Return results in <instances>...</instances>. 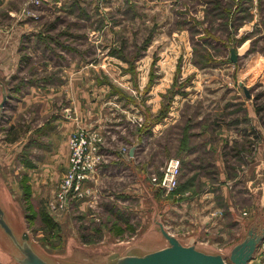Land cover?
I'll use <instances>...</instances> for the list:
<instances>
[{
    "label": "rangeland",
    "instance_id": "rangeland-1",
    "mask_svg": "<svg viewBox=\"0 0 264 264\" xmlns=\"http://www.w3.org/2000/svg\"><path fill=\"white\" fill-rule=\"evenodd\" d=\"M4 53L3 125L16 115L21 135L0 129V195L42 256L162 246L154 218L225 254L263 227L264 0H1ZM72 116L82 122L57 136ZM79 128L101 135L99 154L85 195L55 210ZM169 159L181 170L168 192Z\"/></svg>",
    "mask_w": 264,
    "mask_h": 264
},
{
    "label": "water",
    "instance_id": "water-1",
    "mask_svg": "<svg viewBox=\"0 0 264 264\" xmlns=\"http://www.w3.org/2000/svg\"><path fill=\"white\" fill-rule=\"evenodd\" d=\"M231 60L237 59L234 47L230 48ZM246 95L249 96L246 90ZM9 98L8 90L0 78V123L3 110ZM135 145L130 148V155H133ZM12 209L5 204V199L0 195V260L2 264H57L42 256L34 247L31 235L27 227L17 221L19 208ZM13 210V212H12ZM158 223V230L163 237L164 244L159 247L145 249L140 252L118 253L114 250L110 255L98 254L92 258L77 259L69 257L71 264H248L253 259L255 252L264 242V225L259 227L256 224L251 226L242 234L239 240L231 245L227 254L221 250L209 251L199 246L201 243L198 237L181 238L173 234L161 222ZM153 231V228H152ZM4 242V243H2ZM141 243V242H139ZM138 243V244H139ZM8 246L6 249L1 245ZM140 246V245H137ZM13 248L18 252L14 253ZM141 248H144L141 246ZM228 256L230 263H227ZM104 260L103 263H100Z\"/></svg>",
    "mask_w": 264,
    "mask_h": 264
},
{
    "label": "built area",
    "instance_id": "built-area-1",
    "mask_svg": "<svg viewBox=\"0 0 264 264\" xmlns=\"http://www.w3.org/2000/svg\"><path fill=\"white\" fill-rule=\"evenodd\" d=\"M37 1L35 0V2ZM100 136L95 131H87L83 128L73 131L70 135L68 167L59 183L52 203L53 209L63 210L67 208L71 200L80 199L85 195L84 182L95 166L99 154L98 145L101 143ZM180 170L181 161L169 159L162 170L159 186L168 192L176 188ZM153 179L155 180V178ZM260 248H262L261 252L264 255V242Z\"/></svg>",
    "mask_w": 264,
    "mask_h": 264
},
{
    "label": "crops",
    "instance_id": "crops-1",
    "mask_svg": "<svg viewBox=\"0 0 264 264\" xmlns=\"http://www.w3.org/2000/svg\"><path fill=\"white\" fill-rule=\"evenodd\" d=\"M248 8V7H247ZM8 56L9 58L12 57V54L10 53L9 55H7L6 53H4V55H1L0 56V66H1V69H0V73H3V69L2 68H7L9 63L6 65L5 61L8 59ZM2 79V77H0ZM3 80V79H2ZM7 104L3 110V116H2V120H1V123H0V129L1 127H5V134L7 135L8 132L12 133V136L9 138V140H12V141H17V139L20 137L19 135H21V130H18V127H17V122L15 121L16 120V115H12L8 122L6 123V125H3V121L6 119V115L7 114ZM18 108V107H17ZM16 109V108H15ZM15 114V113H14ZM75 116H72V118H66L67 120H62V118L60 117L58 120H57V130L55 132V134L57 136H62L64 139H66L70 133V131H72L77 125H79L78 123H81V119H76L74 118ZM5 124V123H4ZM2 127V128H3ZM18 130V131H17ZM3 131V130H2ZM1 132V130H0ZM7 132V133H6ZM6 138V137H5ZM7 139V138H6ZM65 144H66V149H68V145H67V141H64ZM68 163V158L66 157L65 159V163ZM201 241V240H200ZM249 264V263H248Z\"/></svg>",
    "mask_w": 264,
    "mask_h": 264
},
{
    "label": "trees",
    "instance_id": "trees-1",
    "mask_svg": "<svg viewBox=\"0 0 264 264\" xmlns=\"http://www.w3.org/2000/svg\"><path fill=\"white\" fill-rule=\"evenodd\" d=\"M143 130H147L146 127H144Z\"/></svg>",
    "mask_w": 264,
    "mask_h": 264
}]
</instances>
